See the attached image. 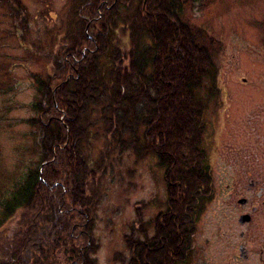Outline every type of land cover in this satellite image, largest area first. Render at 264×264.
Listing matches in <instances>:
<instances>
[{"label": "trees", "instance_id": "16d2710c", "mask_svg": "<svg viewBox=\"0 0 264 264\" xmlns=\"http://www.w3.org/2000/svg\"><path fill=\"white\" fill-rule=\"evenodd\" d=\"M195 1L205 6L204 0H70L65 31L46 54L49 71L32 74L35 116L26 122L35 155L23 167L16 163L17 175L0 172V228L19 219L10 237L0 232V264H96L98 201L85 186L91 170L107 164L102 153L90 157L89 145L100 136L110 149L129 146L167 167L172 221L168 230L164 221L149 222L157 234L145 240L135 235L141 224L131 227L124 264H177L171 251L191 250L193 217L209 190L208 165L197 142L183 136L191 122L201 130L195 97L214 77L202 33L183 18ZM19 22L25 31L32 27ZM36 44L33 38L34 54ZM184 116L188 125L177 126ZM185 155L188 168L181 166Z\"/></svg>", "mask_w": 264, "mask_h": 264}, {"label": "rangeland", "instance_id": "374dc122", "mask_svg": "<svg viewBox=\"0 0 264 264\" xmlns=\"http://www.w3.org/2000/svg\"><path fill=\"white\" fill-rule=\"evenodd\" d=\"M203 4L195 1L183 17L202 33L214 65V77L201 84L195 97L201 130L191 122L183 136L188 133L203 152L209 187L193 217L186 264H219V228L239 225V212L248 206H236V199L227 197L230 177L244 178L250 171L264 177V0H204ZM70 5V0H0V172L6 178L17 175V165L23 167L35 155L32 127L26 122L35 116L30 108L35 95L32 74L49 71L46 54L53 46L51 39L65 31ZM23 19L32 26L26 31L19 22ZM33 38L40 42L39 54L30 50ZM121 45L128 49L126 36L121 35ZM181 125H188L185 116L177 124ZM89 148L91 158L102 153L107 161L91 170L85 186L86 194L98 201L93 230L96 264H124L129 256L124 237L131 227L141 224L135 235L145 240L156 236V221H164L167 230L172 221L166 214L167 167L153 154L137 156L129 146L110 149L104 136L92 140ZM184 157L181 166L188 168ZM18 220L3 224L0 232L10 237ZM151 221L155 225H148Z\"/></svg>", "mask_w": 264, "mask_h": 264}, {"label": "flooded vegetation", "instance_id": "af4514ba", "mask_svg": "<svg viewBox=\"0 0 264 264\" xmlns=\"http://www.w3.org/2000/svg\"><path fill=\"white\" fill-rule=\"evenodd\" d=\"M230 178L232 183L226 184L227 197L235 198L236 206L248 207L239 212V225L219 228V264H264V209H260L264 207V177L250 171L244 178L234 175ZM241 218L247 220L240 222ZM186 250H172L178 255V263H187Z\"/></svg>", "mask_w": 264, "mask_h": 264}, {"label": "water", "instance_id": "95a60500", "mask_svg": "<svg viewBox=\"0 0 264 264\" xmlns=\"http://www.w3.org/2000/svg\"><path fill=\"white\" fill-rule=\"evenodd\" d=\"M247 218V217H246ZM246 218H241L240 219V222H244V221H246L247 219Z\"/></svg>", "mask_w": 264, "mask_h": 264}]
</instances>
